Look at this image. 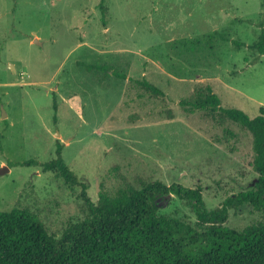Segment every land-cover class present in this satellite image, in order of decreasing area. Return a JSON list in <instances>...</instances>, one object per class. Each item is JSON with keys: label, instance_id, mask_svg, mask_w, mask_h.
<instances>
[{"label": "rangeland", "instance_id": "rangeland-1", "mask_svg": "<svg viewBox=\"0 0 264 264\" xmlns=\"http://www.w3.org/2000/svg\"><path fill=\"white\" fill-rule=\"evenodd\" d=\"M263 28L262 0H0V212L55 237L86 217L81 186L42 170L58 142L94 203L154 180L200 187L207 208L250 188L251 134L220 108L264 106ZM206 87L213 109L195 107ZM158 213L196 222L174 195ZM260 219L243 205L226 225Z\"/></svg>", "mask_w": 264, "mask_h": 264}, {"label": "trees", "instance_id": "trees-1", "mask_svg": "<svg viewBox=\"0 0 264 264\" xmlns=\"http://www.w3.org/2000/svg\"><path fill=\"white\" fill-rule=\"evenodd\" d=\"M250 47L264 54V28ZM206 91L195 107L218 106V96L210 87ZM220 109L251 134L256 176L250 188L207 208L200 187L154 180L114 194L100 191L94 203L86 184L61 158L63 145L58 142L57 157L41 164L42 170L81 186L86 217L55 237L27 209L0 212V264H264V106L254 117L238 108ZM32 163L27 160L23 165ZM169 195L189 203L194 224L158 213V201ZM243 205L259 212L261 219L240 230L227 226L229 210Z\"/></svg>", "mask_w": 264, "mask_h": 264}, {"label": "water", "instance_id": "water-1", "mask_svg": "<svg viewBox=\"0 0 264 264\" xmlns=\"http://www.w3.org/2000/svg\"><path fill=\"white\" fill-rule=\"evenodd\" d=\"M35 41H36V39H35ZM4 115H5V112H4L3 108H2V116H4ZM5 171H7L6 167H1L0 168V174L4 173Z\"/></svg>", "mask_w": 264, "mask_h": 264}]
</instances>
